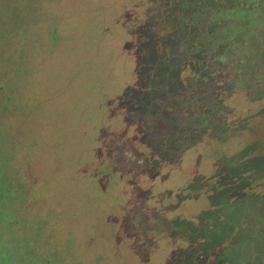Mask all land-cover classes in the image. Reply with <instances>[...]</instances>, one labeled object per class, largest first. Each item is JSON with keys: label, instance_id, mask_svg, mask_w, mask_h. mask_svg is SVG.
<instances>
[{"label": "rangeland", "instance_id": "1", "mask_svg": "<svg viewBox=\"0 0 264 264\" xmlns=\"http://www.w3.org/2000/svg\"><path fill=\"white\" fill-rule=\"evenodd\" d=\"M204 1L0 0V264H40L49 250L62 253L51 264H140L138 253L149 237L146 218L155 202L132 207L133 190L126 185L123 199H115L116 185L111 199L102 196L100 183L114 184L122 172L138 173L137 188L145 193L192 184L183 204L190 210L216 201L212 195L193 201L202 181L218 171L219 155L206 157L213 144L195 145L166 163L151 141L154 127L146 134L142 124L158 112L169 116L170 108H161L165 99L191 89L196 95L207 74L220 72L231 80L223 101L228 116L245 119L260 112L264 126V1L253 0L251 12L242 6V13L231 0ZM170 3L182 10L193 4L192 13L201 8L204 15L181 14L168 23L159 14ZM218 15L231 18L219 22ZM239 66L246 77L236 84ZM248 130L243 144L257 132ZM211 135L205 139L218 145ZM240 142V137L226 141L222 154ZM251 163L249 172L263 171L264 160ZM215 175L225 180L223 171ZM256 179V190L246 197L251 201L246 217L253 218L250 227L260 236L264 182ZM99 196L106 202L92 207ZM47 205L66 215L64 223L57 219L33 232ZM128 209L137 218L129 223ZM75 213L77 222L71 220ZM252 249L256 257L243 261L264 264L258 255L264 244L258 240ZM151 253L150 264H175L170 253L158 263V250Z\"/></svg>", "mask_w": 264, "mask_h": 264}, {"label": "flooded vegetation", "instance_id": "2", "mask_svg": "<svg viewBox=\"0 0 264 264\" xmlns=\"http://www.w3.org/2000/svg\"><path fill=\"white\" fill-rule=\"evenodd\" d=\"M257 1L258 0L255 1V4ZM204 2H206V0ZM231 2L237 3V9L235 10L239 11V13L243 12L240 10L242 6H245L250 12L254 11L253 8L256 7L255 4L252 6L250 4L254 2L253 0H231ZM173 4L174 3H170V6L166 9H164L162 5V11L164 13L159 14L160 16H162V14L163 16L166 15L168 23H171L173 17L192 13L193 4H187V7L184 5V7H186L184 10L177 8L178 4ZM247 4H250V6ZM261 6L264 5L261 3ZM204 11L205 10L199 8L196 13L192 14H199L200 18H202L204 14L201 12ZM233 12L235 11H229V13ZM245 13H247V11ZM227 15L223 16L221 19L220 15L216 16V21L218 19L219 22H224L226 21L225 19L228 20V17L231 18ZM247 16L251 17L253 14L249 13ZM246 21L251 23L250 19ZM198 23H200L199 19ZM127 31L130 32L131 28L127 27ZM201 38H204V36L202 35ZM242 38L244 39V37ZM223 63L224 62H222L221 65ZM244 64L245 63L242 62L240 63L242 66H244ZM239 69V74H236L238 78L233 77L232 79L236 84V81H241L240 78L243 79L246 77L244 70H242L241 67ZM211 70L212 69L209 68L208 71L211 72ZM219 74H214L212 76H210L211 73L207 74L208 76L205 78L206 81H204L203 89H199L200 92L196 91V95L195 90L191 89L186 93L177 95L175 99H170L171 101L165 99L164 101H167L168 104L165 107L161 106V108L162 110L170 108L169 116L163 112H158V115L156 117L154 116L155 120L151 118L150 120H148V118L145 120L143 118L142 123L144 124L145 129L143 130L146 131V134L149 128L151 129L154 127L155 136L151 141L156 150L159 151L158 154L161 159H166V163L169 162L172 164L176 160H179L184 156L187 149L190 150L195 145L213 144V147H210L207 151L206 157L212 160L215 158V155H219L220 160L218 159L215 165V169L218 171L215 174L223 171L225 180L221 179V177L217 179L216 175L212 173L211 180L202 181V190L199 194H195L193 199L195 202L199 201L198 197L201 198L206 195H212L211 198L216 200L213 204L207 203L204 207H195L194 209L192 208V210L187 207L185 208L183 204L187 201L186 196L190 195L187 191H192V184L189 186L185 184L180 187L178 191L177 188L174 187L171 188V190L165 189L163 193L154 192L152 194L150 191L145 193L144 190L137 188L138 173H133L132 171L122 172L123 176L121 180L114 182V184H111L110 180H107V184L100 183L101 188H99L102 190V196L106 195L109 199H111L112 193L110 192L113 191L115 185L117 186L115 199H123V196L120 194L121 191L125 192L123 186H130L133 190L131 191V198L129 199V202L133 204L132 207L136 206L138 203L141 205L149 204L150 200L155 202L152 213L146 218L149 222V226L146 227L149 237L145 239V245L142 251L138 253L140 264H150V255L153 250H158V254H160L156 263H158L159 259L164 255L170 253V256L176 257L175 264H246V262L243 261L245 256L249 255L250 260L253 256L256 257L252 249V244L258 240L264 244V239H258L259 235L250 227L249 223H252L253 218L249 221L247 220V217H250L247 216L250 208H248L246 203L250 200L246 198L248 194L251 196L252 190L258 186L256 177L260 180L261 177L264 176V171H261L259 174H254L247 169V167L252 166L251 162L255 164L258 162L256 158L254 159L249 156L245 158L246 155H244L240 149L243 144L245 132L247 128H249L247 126V118L240 119L238 116L234 118L228 116L223 106V101L227 97L225 87H231L229 84L231 80L227 81L224 75ZM245 82V87H248V85L251 86L250 82ZM245 90H248V88ZM211 93L212 95H210ZM188 96H190L188 101L190 100L191 106L186 105L188 101L184 103L185 98H188ZM216 104L222 107L218 108ZM209 131H211V136L219 140L218 145L210 140H206L208 138L205 139V136L209 135ZM238 137H240L241 142L237 149L234 148L231 152L222 154L226 141L236 140ZM165 173L166 171H164V174ZM168 177L169 173H166L163 177V181L168 182L170 179ZM129 178H131V181H128ZM230 183H233L232 188L229 186ZM93 184L98 188L99 182L96 183V181H94ZM227 184L230 188L227 187ZM107 186H109V188H107ZM212 187L214 188L213 192H211L213 189ZM193 195L194 194H192V196ZM102 196L93 200L92 207L98 204L102 205L106 202V198ZM252 205L253 204L250 206ZM136 209L139 210V207ZM130 210L131 209H128L127 211L128 223L137 219L133 218L132 211ZM43 214H45V217L36 218L33 232H36L37 229L43 230V228L48 227L57 219L60 224L61 222L64 223L66 218V215L62 212L60 213L59 209L48 205L43 208ZM72 216L71 220L77 222V213ZM260 224H264L263 220H260ZM130 232L128 234L129 236L131 235L132 238L133 232ZM259 237L264 238V234ZM118 241H121V237H118ZM47 254L48 256H46L40 264H51L54 261L61 260L60 254L62 253L50 254L49 250ZM258 255L264 258V252H260ZM255 262L256 260L253 264ZM247 264L251 263L249 262Z\"/></svg>", "mask_w": 264, "mask_h": 264}, {"label": "trees", "instance_id": "3", "mask_svg": "<svg viewBox=\"0 0 264 264\" xmlns=\"http://www.w3.org/2000/svg\"><path fill=\"white\" fill-rule=\"evenodd\" d=\"M232 101H234L233 98L229 99V102L231 103ZM235 104L231 105L232 107L234 106ZM236 108V109H235ZM234 109L235 110H238V109H243V105H240L238 107L234 106ZM256 115H250L247 118V126L249 127V131H252V132H256V134L249 140H247V142H244L243 147L241 148V150L243 149V153H245V155L248 157H252V158H256L257 159V164L261 163L262 160H264V126L260 125V122L258 119L260 118H257V116H259V114L257 115V112L255 113ZM261 115V114H260ZM260 117V116H259ZM245 118V119H246ZM257 121V124L260 125L258 127H256V129L254 127H251L250 125L252 126H255L254 125V122ZM250 141V142H249ZM249 142V144H248ZM248 144V146L246 147V145ZM260 165V164H259ZM260 167V166H259ZM262 170H260L261 172ZM264 171V169H263ZM261 182H264V176L261 177L260 179V183Z\"/></svg>", "mask_w": 264, "mask_h": 264}]
</instances>
